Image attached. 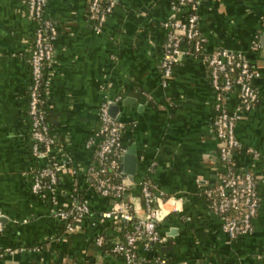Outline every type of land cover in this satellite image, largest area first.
Wrapping results in <instances>:
<instances>
[{
	"label": "crops",
	"instance_id": "crops-1",
	"mask_svg": "<svg viewBox=\"0 0 264 264\" xmlns=\"http://www.w3.org/2000/svg\"><path fill=\"white\" fill-rule=\"evenodd\" d=\"M198 2L206 48L241 51L261 74L257 106L235 125L243 148L232 154L258 178L254 232L227 238L201 192L218 182L221 169L204 58L181 53L167 86L161 85L168 0H117L100 31L87 17L88 0L46 1L44 13L57 28L46 93L55 144L38 166L51 159L65 166L57 174L53 202L34 194L37 164L30 154L27 115L34 24L22 0H0V251L14 250L0 255V264H123L121 255L96 238L121 240L131 224L104 215L114 201L88 186L85 174L93 163L85 143L99 127L102 102L117 105L125 151L133 146L136 152L134 181L123 201L143 217L139 183L147 178L163 200L159 252L169 264H264V0ZM225 104L236 110V90ZM81 199L90 212L67 230L55 211Z\"/></svg>",
	"mask_w": 264,
	"mask_h": 264
},
{
	"label": "built area",
	"instance_id": "built-area-1",
	"mask_svg": "<svg viewBox=\"0 0 264 264\" xmlns=\"http://www.w3.org/2000/svg\"><path fill=\"white\" fill-rule=\"evenodd\" d=\"M47 0H22L29 20L36 22L33 29V46L29 58L30 85L28 91L27 114L31 122L33 143L30 152L34 158L49 157L55 138L49 133L45 111L40 106L41 94L46 95L49 86V69L55 52L57 28L44 13ZM169 15L163 22L165 41L160 60L161 85L167 86L174 65L181 53L204 58L209 71V81L213 90L214 119L213 129L219 141L217 160L220 165L218 182L202 189L208 207L221 220V229L227 238L235 240L254 232V219L257 215L260 196L257 189L258 178L249 168H241L232 159V154L242 149L235 132L237 121L251 112L259 102L256 80L261 76L241 51L222 47L206 48V38L199 28L198 0H168ZM117 0H88L87 17L97 31H100L108 15L114 10ZM184 47V48H183ZM253 43L254 49H259ZM236 90L238 104L236 110L226 107L225 99ZM99 127L88 136L85 146L93 151V163L86 169L88 186L103 197L114 201L112 210L106 217L113 222L126 220L132 225L124 234V240L113 242L111 250L122 256L123 264H165L164 257L140 260L136 256L135 244L146 239L144 248L150 243L159 242L157 220L163 216V200L154 193L152 181L147 178L139 183L140 196L145 215L136 216L130 205L123 201L129 181L122 177L121 157L125 151L122 142L124 124L112 118L106 102L99 107ZM248 152L251 149H246ZM254 154V152H253ZM256 156V154H254ZM68 160L70 158H67ZM65 163L54 159L47 166L36 167L32 171L31 191L42 199L54 201L58 172ZM90 212L87 200H78L68 209L55 211L56 217L67 230H74L76 222ZM0 214V231L2 230ZM99 245L104 236L97 235ZM6 247L0 255L12 254Z\"/></svg>",
	"mask_w": 264,
	"mask_h": 264
},
{
	"label": "trees",
	"instance_id": "trees-1",
	"mask_svg": "<svg viewBox=\"0 0 264 264\" xmlns=\"http://www.w3.org/2000/svg\"><path fill=\"white\" fill-rule=\"evenodd\" d=\"M33 24H34V26H36V22H33ZM208 75H209V73H208ZM40 100H41L40 106L45 111V120H46V122L49 125V133L52 135V129H51V126H50V123H49L48 112H47V109H46V95L41 94ZM29 141H30V147H31V145L33 143V139L31 137V122H30V119H29ZM30 154H31V152H30ZM31 157L35 161V164H37V166H38L39 159L38 158H34L32 156V154H31ZM38 167H40V166H38ZM77 192L79 193L78 196L80 197L81 193L78 190H77ZM79 197H76V199H78ZM125 229L126 230H131L132 229V225L128 226L127 228H124V230ZM122 235H123V231H122ZM103 236H104V241H106L108 248L111 249L112 245H113V242L108 241L109 238L105 237V234ZM122 240H124V235L122 236V239L120 241H122ZM145 242H146V239L139 240V241L136 242V244H135L136 256H137L138 259L145 261V258L148 257L147 254L153 255V259L149 256V258H151V261L146 262V263H150V262L152 263V262H154L156 260L157 257L162 256L160 254V252H159V242L150 243L148 245V248H146V249L144 248ZM164 260H165V264H169L170 263L168 261V259L164 258Z\"/></svg>",
	"mask_w": 264,
	"mask_h": 264
},
{
	"label": "water",
	"instance_id": "water-1",
	"mask_svg": "<svg viewBox=\"0 0 264 264\" xmlns=\"http://www.w3.org/2000/svg\"><path fill=\"white\" fill-rule=\"evenodd\" d=\"M108 113L109 115L117 121H120L118 117V107L116 104L110 103L108 106ZM136 169V152L135 149L130 147L127 149L122 157H121V170H122V177L126 178L129 181L128 187L133 184V175L135 174Z\"/></svg>",
	"mask_w": 264,
	"mask_h": 264
}]
</instances>
